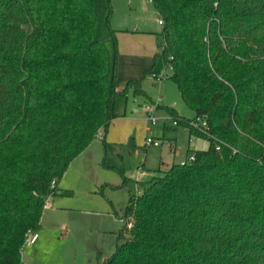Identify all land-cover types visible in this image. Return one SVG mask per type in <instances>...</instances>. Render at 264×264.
<instances>
[{
    "label": "trees",
    "instance_id": "16d2710c",
    "mask_svg": "<svg viewBox=\"0 0 264 264\" xmlns=\"http://www.w3.org/2000/svg\"><path fill=\"white\" fill-rule=\"evenodd\" d=\"M170 78L205 139L194 160L140 184L101 264H264V0H149ZM92 0H0V264H22L44 201L123 90L107 82ZM55 183L52 186V183Z\"/></svg>",
    "mask_w": 264,
    "mask_h": 264
},
{
    "label": "rangeland",
    "instance_id": "374dc122",
    "mask_svg": "<svg viewBox=\"0 0 264 264\" xmlns=\"http://www.w3.org/2000/svg\"><path fill=\"white\" fill-rule=\"evenodd\" d=\"M92 3L95 39L106 53L107 82L113 80L120 91L129 81L139 80L143 92L136 93L134 86H129L119 94L113 104L117 117L109 124L105 138L98 130L99 135L70 162L61 179L64 188L72 192L61 197L74 209L66 218L68 233L50 230L44 250L34 255L41 264H101L115 249V233L132 221L121 217L129 198L141 189L140 184L208 145L205 139L190 134L188 126L173 123L171 107L186 119H193L195 113L182 101L170 78L172 68L162 67L164 77L159 82L145 74L162 43V25L153 4L149 0ZM151 102L160 104L154 111L158 120L146 130L143 107ZM147 136L160 140V144L145 146ZM29 245L23 246L22 257L31 251Z\"/></svg>",
    "mask_w": 264,
    "mask_h": 264
},
{
    "label": "crops",
    "instance_id": "0c3cea01",
    "mask_svg": "<svg viewBox=\"0 0 264 264\" xmlns=\"http://www.w3.org/2000/svg\"><path fill=\"white\" fill-rule=\"evenodd\" d=\"M159 24V22H158ZM154 55V54H153ZM153 58V56H152ZM152 64V61H151ZM154 80V79H152ZM155 81V80H154ZM160 105V104H159ZM171 109H174L171 107ZM175 111V110H174ZM143 112L144 107H143ZM117 117V116H116ZM114 119L111 120L110 124H113ZM116 128L114 126V131H116ZM102 135V133H101ZM101 135H99L101 137ZM208 144V143H207ZM168 164H163V166H167ZM165 169V168H164ZM58 187L61 190H67L70 191L69 189H65L62 181L60 180L58 182ZM72 192L70 194L65 195V194H57L55 196L51 197V203L49 207H43L42 215L40 218V225L37 229L38 232V238L36 241L32 244L29 245V249L31 251L27 252L23 257L21 255V262L22 264H41L37 262V260L34 259V255L37 253H42L41 251L44 250L46 243L48 242L49 236H50V230L53 229L54 231L57 230L61 234L66 235L68 233L69 225L68 220L66 218L69 217V214L74 211V209L66 206L64 202L61 201L62 196H71ZM43 230V231H42ZM116 235V233H115Z\"/></svg>",
    "mask_w": 264,
    "mask_h": 264
},
{
    "label": "built area",
    "instance_id": "2783aa9c",
    "mask_svg": "<svg viewBox=\"0 0 264 264\" xmlns=\"http://www.w3.org/2000/svg\"><path fill=\"white\" fill-rule=\"evenodd\" d=\"M158 22H159L160 25H162V21L161 20H158ZM151 77L154 78L158 82L161 81L163 79V77H164L163 70L158 72V73H151ZM158 105L159 104L156 103V102H154V103L151 102V103H147L146 105H144V111H145V114H146V123L148 124L146 126V130L149 129V125H154L157 122V120H158L157 117L154 115L155 108ZM173 123H174V125H178L179 124L178 120H176V119L174 120ZM188 125L189 126H194V127H200L201 129H206L207 126H208L205 118H193V119H191L188 122ZM160 142L161 141L158 140V139H155L153 137L147 136L145 138V140H144V145L145 146H151V145L158 146L160 144ZM192 160H194V155L189 156L188 159H186L185 161L180 162V163L183 164L186 161H192ZM139 176H141V175H139ZM54 185H55V183L53 182L52 186H54ZM139 192H140V190H139ZM51 197H52V195H49L48 197H46V199L44 201V207H49L50 206ZM126 224H127V227H131L132 226L131 221L127 222ZM37 238H38L37 230L30 231L27 234V236H26L24 245L25 244L34 243Z\"/></svg>",
    "mask_w": 264,
    "mask_h": 264
}]
</instances>
